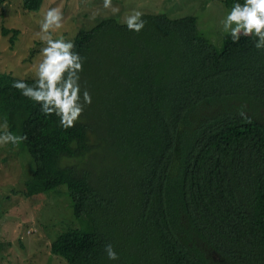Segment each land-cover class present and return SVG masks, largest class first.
<instances>
[{
    "label": "trees",
    "instance_id": "trees-1",
    "mask_svg": "<svg viewBox=\"0 0 264 264\" xmlns=\"http://www.w3.org/2000/svg\"><path fill=\"white\" fill-rule=\"evenodd\" d=\"M143 19L139 33L115 17L77 32L92 103L75 127L0 74V119L28 137L18 149L34 166L20 192L68 189L80 228L68 225L51 251L69 264H264V50L227 34L220 51L196 16ZM3 34L14 47L20 31Z\"/></svg>",
    "mask_w": 264,
    "mask_h": 264
},
{
    "label": "rangeland",
    "instance_id": "rangeland-1",
    "mask_svg": "<svg viewBox=\"0 0 264 264\" xmlns=\"http://www.w3.org/2000/svg\"><path fill=\"white\" fill-rule=\"evenodd\" d=\"M102 3L103 0H45L39 11L27 12L22 0H8L0 9V74L33 79V63L44 46L36 33L44 11L51 6L61 5L65 15L64 28L54 35L62 34L73 42L80 29H91L109 17L124 22L125 14L139 7L144 13L166 14L171 18L196 16L200 34L220 51L227 35L221 20L231 9L226 0H113L120 8L113 15ZM93 12L99 13L95 19L90 18ZM3 27L20 31L14 47L11 34L5 36ZM3 131L0 127V132ZM85 161L91 164L98 157L92 154ZM31 163L29 154L17 146H0V264H69L51 251L52 242L68 225L80 228L73 216L68 189L61 187L28 198L20 191L32 177Z\"/></svg>",
    "mask_w": 264,
    "mask_h": 264
},
{
    "label": "clouds",
    "instance_id": "clouds-1",
    "mask_svg": "<svg viewBox=\"0 0 264 264\" xmlns=\"http://www.w3.org/2000/svg\"><path fill=\"white\" fill-rule=\"evenodd\" d=\"M43 7V6H42ZM102 7L113 15L120 8L113 0H103ZM99 13L93 12L92 19ZM144 12L132 8L124 16V24L131 32L139 33L147 21L143 19ZM65 15L61 5L48 7L39 23L36 35L44 45L38 59L34 61L35 69L33 83L29 84L24 78L13 81L11 87L20 91L26 97L40 105V112L45 117L53 115L59 118L60 126L64 129L75 127L76 122L84 113L85 107L92 103V95L81 87V73L85 58L75 51V43L66 39L62 34L54 35L64 28ZM222 30L228 34L233 43L239 44L241 37H252L254 47L264 50V0H244L236 2L221 20ZM243 116L244 113L241 112ZM5 131L0 132V146L12 144L19 146L26 141V135H16L7 131V120L0 125ZM104 252L109 260H118L119 254L113 244L104 246Z\"/></svg>",
    "mask_w": 264,
    "mask_h": 264
}]
</instances>
